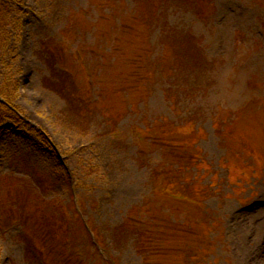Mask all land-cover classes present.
Returning <instances> with one entry per match:
<instances>
[{"label":"rangeland","instance_id":"rangeland-1","mask_svg":"<svg viewBox=\"0 0 264 264\" xmlns=\"http://www.w3.org/2000/svg\"><path fill=\"white\" fill-rule=\"evenodd\" d=\"M19 1L37 133L0 132V264H264V0ZM148 124L180 148L139 155ZM41 133L67 167L48 188L24 168L59 165Z\"/></svg>","mask_w":264,"mask_h":264},{"label":"trees","instance_id":"trees-1","mask_svg":"<svg viewBox=\"0 0 264 264\" xmlns=\"http://www.w3.org/2000/svg\"><path fill=\"white\" fill-rule=\"evenodd\" d=\"M22 5H23L22 2H20L19 0H0V132H2V134L10 133L15 130L16 131L13 132L12 134H16V135L22 134L20 128H18L19 125H24L27 128V130L37 133V131L33 127H29L30 125L25 123V120L22 118V115L20 114L19 107L15 104L19 88H18V82L14 80V66L16 63V58H11V56L14 55V53H12V49H13L12 41L14 39V37H12V34L13 35H15V33L18 34L20 30L19 28L20 21L18 19L12 20V17L15 13L22 14L21 13L23 9ZM13 25H16V27L13 28ZM9 29H11L12 32ZM176 41L177 40H175V42ZM166 99L169 102V107L171 109L177 110L180 109L183 105V100L180 94L174 95L173 97H171V99H169L168 97ZM194 116H197L198 118L200 117V115L196 114L195 112L188 115V117H194ZM7 124H12V127H6ZM150 125L151 124L147 125L146 127L147 131L144 132L140 130V132L135 134V139L137 143L139 141V145L141 146V150L138 152L139 155L146 152L147 149L151 146V144L164 146L165 144H163V142H169L172 148H176V149L180 148V146L176 144L177 143L176 138L170 139V137H156L155 135H152L150 132L151 130ZM39 136L40 139L42 140V143L45 144V146H48L47 149L50 152H54L57 155L59 159V165L50 168L48 171L47 169L42 168L41 165L38 163V161H33L32 159H29L28 162L32 164L30 165V167H28L27 165L24 168L27 173L29 174L31 173L32 177L34 178L32 179L34 181H37L40 187H42L41 185L45 183L47 184V188H48L54 186V184L56 185V181L50 179V177L48 178L46 176H42L43 174H45L44 171H46L48 175H52L56 168L61 167L63 168L64 171L63 177L66 178L67 167L66 164L63 162V160L60 159L57 149L54 146H52L50 139L47 138V136L44 133H41ZM194 160H198L199 163L202 162V158H200L198 155L192 158L191 161L189 160L185 161V159H183L181 162H186L188 164H191L193 163ZM181 169L184 171L188 170L185 167ZM36 178L38 180H36ZM67 180H69L68 186L71 188V195H70L71 201H76L77 198L80 196L79 194H76L74 192L75 187L73 185L72 179L67 178ZM177 180L179 181V183H181L182 178L178 177ZM63 182L65 183V181ZM4 216H6V214ZM86 224L88 226L86 228L88 229L89 234L91 235L92 244H95L97 248L100 249V246L99 244H97L96 241L94 228L89 225L88 221L86 222ZM118 230L119 232H124L122 228H119ZM132 233L134 235H137L140 239H142L143 237L142 234H137L136 232H132ZM146 243L148 244L149 249L147 251H144L145 247L142 246L143 250L139 248V252L141 255L147 254L151 250V246L154 245L152 244V239H148ZM151 257L152 256L148 257L147 259H144V262L146 264H149V262L151 261Z\"/></svg>","mask_w":264,"mask_h":264}]
</instances>
